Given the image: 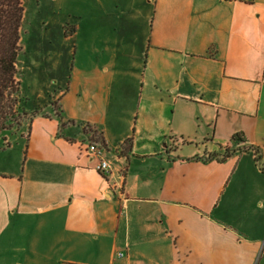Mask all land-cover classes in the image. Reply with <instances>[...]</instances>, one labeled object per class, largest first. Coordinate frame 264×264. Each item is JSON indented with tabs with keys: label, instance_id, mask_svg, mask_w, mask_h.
Returning a JSON list of instances; mask_svg holds the SVG:
<instances>
[{
	"label": "crops",
	"instance_id": "1",
	"mask_svg": "<svg viewBox=\"0 0 264 264\" xmlns=\"http://www.w3.org/2000/svg\"><path fill=\"white\" fill-rule=\"evenodd\" d=\"M53 1L63 78L0 170V264H264V0Z\"/></svg>",
	"mask_w": 264,
	"mask_h": 264
},
{
	"label": "rangeland",
	"instance_id": "2",
	"mask_svg": "<svg viewBox=\"0 0 264 264\" xmlns=\"http://www.w3.org/2000/svg\"><path fill=\"white\" fill-rule=\"evenodd\" d=\"M24 15L22 22V51L18 58L19 89L17 97L19 106L28 113L37 112V117L47 118L50 112H55L53 95L57 89L53 82L61 81V74L54 75L53 65L58 66L61 60H52L50 49L55 46L57 29L53 27L65 17L60 3L53 0H22ZM53 20V22H52ZM58 20V21H57ZM54 23V24H53ZM61 30V37L68 31V25ZM59 69L57 73L61 72ZM55 110V111H54ZM36 117V118H37ZM28 127L22 129V133L28 134ZM10 142L9 148H2L0 140V170L8 167H19L22 164L24 151L22 137L6 134Z\"/></svg>",
	"mask_w": 264,
	"mask_h": 264
},
{
	"label": "trees",
	"instance_id": "3",
	"mask_svg": "<svg viewBox=\"0 0 264 264\" xmlns=\"http://www.w3.org/2000/svg\"><path fill=\"white\" fill-rule=\"evenodd\" d=\"M24 8L22 0H0V140L2 148H9L10 142L6 134L23 137L22 129L29 127L32 118L37 112L28 113L19 106L17 92L19 89L18 58L22 51L21 32ZM235 141L243 143L240 136ZM101 144L102 141H98ZM125 141L121 149L127 147ZM236 150H227L223 156L227 157ZM238 152H252L255 163L258 165L260 150L258 148L242 145ZM262 169V168H261ZM264 171V169H262Z\"/></svg>",
	"mask_w": 264,
	"mask_h": 264
},
{
	"label": "built area",
	"instance_id": "4",
	"mask_svg": "<svg viewBox=\"0 0 264 264\" xmlns=\"http://www.w3.org/2000/svg\"><path fill=\"white\" fill-rule=\"evenodd\" d=\"M88 151L90 154H93V155L101 158V161H100L99 165L97 166V171H99L105 175L109 174L110 173L109 165H108L107 161L102 158V154H103L102 147H99L95 144H90Z\"/></svg>",
	"mask_w": 264,
	"mask_h": 264
}]
</instances>
